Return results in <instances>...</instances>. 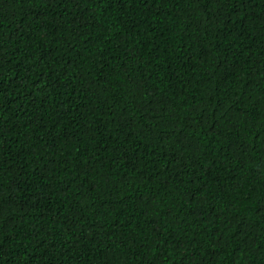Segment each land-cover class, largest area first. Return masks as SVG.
Returning <instances> with one entry per match:
<instances>
[{"label": "trees", "instance_id": "trees-1", "mask_svg": "<svg viewBox=\"0 0 264 264\" xmlns=\"http://www.w3.org/2000/svg\"><path fill=\"white\" fill-rule=\"evenodd\" d=\"M0 264H264V0H0Z\"/></svg>", "mask_w": 264, "mask_h": 264}, {"label": "snow or ice", "instance_id": "snow-or-ice-1", "mask_svg": "<svg viewBox=\"0 0 264 264\" xmlns=\"http://www.w3.org/2000/svg\"><path fill=\"white\" fill-rule=\"evenodd\" d=\"M241 2H242V0H241Z\"/></svg>", "mask_w": 264, "mask_h": 264}]
</instances>
